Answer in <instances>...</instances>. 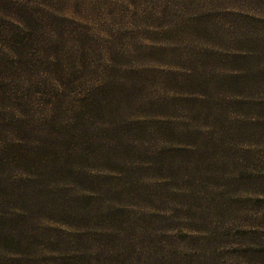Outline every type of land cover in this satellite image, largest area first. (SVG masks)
<instances>
[{"label": "trees", "instance_id": "16d2710c", "mask_svg": "<svg viewBox=\"0 0 264 264\" xmlns=\"http://www.w3.org/2000/svg\"><path fill=\"white\" fill-rule=\"evenodd\" d=\"M177 3L174 9H162V34L172 41L163 45V69L157 81L158 88L167 91V98L148 104L140 102L144 99L138 97L139 91L147 80L133 71L128 86L125 82L104 80L89 93L80 94L69 120H60L55 110L59 103L57 90L62 86L55 74L57 59L51 58L52 53L37 55L41 58L37 63L32 58V44L29 49L33 54L26 47L33 32L31 25H24L21 33L14 27L0 35V102L12 113L6 122L0 119V167L18 169L25 174L23 186H27H0V264H34L42 255H48L51 264L89 263L74 257L72 251L51 249L43 243L37 245L38 255L29 253L30 245L20 244L21 222L30 209L42 207L45 219L64 223L68 204H74L78 213L85 210L74 214L85 221L89 215L87 203L99 198V187L104 182L112 183L116 178H111L120 175L121 170L114 164L133 155L145 134L161 142L153 155L162 166V183L155 184L162 186V204L179 203L186 207L185 211L193 209L195 216L192 206L198 200L205 202L208 195L223 192L222 204L226 202L227 209H239L251 219L256 216L261 220L257 229H237L235 233L240 239H250L252 248L244 247L242 258L231 256L219 262L203 246L206 238L202 222L196 225L192 219L191 226L181 224L187 232L180 235L173 230L177 222L173 219L175 211L169 215L167 209L162 212V243H167L162 250V264H264V0ZM184 8L193 9L186 18ZM177 11L183 15L182 20L165 21ZM221 16L229 20V35L220 24ZM216 31L228 38L219 41L226 46L223 54L218 50L220 44L212 39ZM180 35L184 37L182 41L199 45V51L193 46L178 56L172 55L173 39ZM30 59L55 90L49 91V82L41 79L37 94L45 116L32 119L24 116L22 108L34 98L23 94L26 86L20 80L25 78V70L31 69L27 62ZM126 109H147L154 118L127 120L123 117ZM175 111L184 113V118L194 124L176 130L170 121ZM91 118L98 121L95 127L91 126ZM30 121L34 125L26 127ZM139 166L136 162L129 168L134 181ZM86 170L100 174L84 175ZM49 177L57 178L58 185H43ZM125 185L118 184L112 194L124 199L123 195L132 189L129 183ZM200 186L204 192L198 189ZM115 209H121L120 204ZM178 239L185 241L179 250ZM97 243L100 264H133L127 257L131 253L128 244L114 249L108 248L105 240ZM104 244L106 247H102ZM189 249L194 252L190 259L178 256L179 251Z\"/></svg>", "mask_w": 264, "mask_h": 264}, {"label": "rangeland", "instance_id": "374dc122", "mask_svg": "<svg viewBox=\"0 0 264 264\" xmlns=\"http://www.w3.org/2000/svg\"><path fill=\"white\" fill-rule=\"evenodd\" d=\"M177 2L178 0H0V35L12 31L14 27L21 33L24 25H31L33 32L28 37L26 47L29 49L32 44L31 50L34 54L29 50L37 63L41 60V55L52 53L51 58L57 59L55 63L58 64V71L55 74L58 77L57 82L63 88L61 86L57 90L59 103L55 110L59 113L60 120H69L73 107L77 106L76 102L81 97L80 94L89 93L96 88V84L104 80H117L125 82L124 85L128 86L133 71L144 75L147 80L144 88L139 91L138 97L144 99L140 102L148 104L157 98H167V91L158 88L157 81L159 71L163 69V45L167 46V43L172 41L162 34L164 20L162 9H174L175 6L178 7ZM13 4L16 8H13ZM192 11V8H184L185 18ZM180 13L177 11L174 15L167 16L165 21L182 20L183 15ZM220 20V24L224 25V30L229 35L230 23L227 16H221ZM212 36L213 41L220 44L218 50L223 54L226 46L220 42L227 41V35L216 31ZM183 38L180 35L173 39V50L170 52L172 55L178 56L186 48L193 46L196 52L199 51V45L182 41ZM27 62L31 69L25 70L26 72L22 73L25 78L20 80L26 86L23 94L34 99L27 100L22 111L29 119L39 118L45 116V111L43 112V108L39 106L37 94L41 91V79L49 82V91L55 93V90L50 81L45 79V74L37 71L32 59ZM64 72L70 73L64 75ZM5 107V103L0 102L2 122H6L12 116L11 110ZM126 110L127 113H124L123 117L127 120L140 117L154 118L147 109ZM38 121L42 122V119ZM170 121L175 123L178 131L194 124L191 120L185 119L184 113L179 111H175ZM90 122L94 127L98 123L96 118H91ZM32 125L34 121L26 122L25 126ZM141 142L142 145L133 155L116 161L114 165L121 170L120 175L112 177L111 179L116 178L112 183L106 181L99 187L101 191L99 198L92 200V204L87 203L89 215L85 217V221L74 217V214L78 213L74 204L71 206L68 204V209L67 205L65 206L68 217L64 223L50 220L49 222L45 219L42 207H33L27 218L21 222L23 228L20 233L21 246L30 245L28 252L31 254H37V245L40 243L51 249L61 247L60 251H72L76 255L74 257L83 260L84 263L87 261L89 262L87 264H100V243L97 242L105 240L108 248L116 249L119 245L128 244L131 253L127 257L133 264H162V250L167 246V243H162V212L168 209L169 215H172L171 211H175L173 219L177 222L173 230L180 232V235L187 229L180 226L181 224L191 226L194 224L193 221L196 225L202 222L201 230L203 237L206 238L203 246H206L210 257L219 262L228 260L231 256L242 258L244 247L251 249L252 241L250 239L248 241V238L240 239L239 235H235L236 230H255L261 220L256 216L251 219L247 213L239 209H227L226 202L222 204L223 192L208 195L209 200L205 202L202 199L198 200L192 206L196 212L195 216L193 209L185 211L186 207L179 203L162 204V186H155L162 183V166L154 161L153 155L161 142L147 134L142 137ZM1 148L2 136L0 150ZM123 160H126L124 167ZM136 162L140 166L133 175L134 181L129 176L131 170L129 168ZM90 173L100 174V171L86 170L83 174ZM24 175L12 166L0 167V186L13 184L27 188L23 186ZM56 179L49 177L42 184L57 186ZM126 183H129L131 185L129 188L132 189L129 194L123 195L124 199H121L122 195L112 194L118 184ZM198 189L204 192L202 186ZM119 204L121 209L116 211L115 206ZM80 212L85 210L79 211L78 214ZM193 216L195 218H192ZM192 219L194 220L191 221ZM198 220L202 221L197 222ZM25 231L28 235H25ZM49 238L53 239L49 241ZM184 242L176 240L178 250ZM105 244L102 247H106ZM193 255L192 249L179 251L178 254L184 260L190 259ZM47 257L48 255L39 256L40 259L34 264H51Z\"/></svg>", "mask_w": 264, "mask_h": 264}]
</instances>
